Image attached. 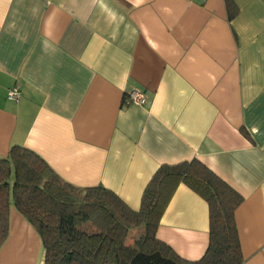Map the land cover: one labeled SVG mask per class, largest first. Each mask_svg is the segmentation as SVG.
<instances>
[{"label":"crops","instance_id":"crops-1","mask_svg":"<svg viewBox=\"0 0 264 264\" xmlns=\"http://www.w3.org/2000/svg\"><path fill=\"white\" fill-rule=\"evenodd\" d=\"M233 1L229 19L224 0H0V158L26 147L132 210L160 165L196 158L242 197L241 264H264V0ZM131 90L144 105L123 103ZM208 227L206 201L179 183L156 237L195 261ZM42 259L11 207L0 264Z\"/></svg>","mask_w":264,"mask_h":264},{"label":"trees","instance_id":"trees-1","mask_svg":"<svg viewBox=\"0 0 264 264\" xmlns=\"http://www.w3.org/2000/svg\"><path fill=\"white\" fill-rule=\"evenodd\" d=\"M229 19L237 12L224 0ZM179 183L208 206V245L195 261L181 258L156 237L161 214ZM241 195L193 158L162 164L132 210L111 190L62 180L34 151L12 145L0 158V247L13 207L37 232L42 264H241L234 211Z\"/></svg>","mask_w":264,"mask_h":264},{"label":"built area","instance_id":"built-area-1","mask_svg":"<svg viewBox=\"0 0 264 264\" xmlns=\"http://www.w3.org/2000/svg\"><path fill=\"white\" fill-rule=\"evenodd\" d=\"M19 97V90L17 87H12L7 92V98L10 100H15ZM146 102V97L142 91L131 90L129 93L125 94L123 98V103L125 104H135L144 105Z\"/></svg>","mask_w":264,"mask_h":264}]
</instances>
